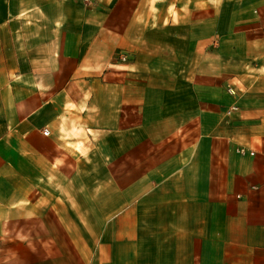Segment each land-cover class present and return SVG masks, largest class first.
Returning <instances> with one entry per match:
<instances>
[{"label":"crops","instance_id":"0c3cea01","mask_svg":"<svg viewBox=\"0 0 264 264\" xmlns=\"http://www.w3.org/2000/svg\"><path fill=\"white\" fill-rule=\"evenodd\" d=\"M248 1L145 35L144 0H0V264H264Z\"/></svg>","mask_w":264,"mask_h":264},{"label":"rangeland","instance_id":"374dc122","mask_svg":"<svg viewBox=\"0 0 264 264\" xmlns=\"http://www.w3.org/2000/svg\"><path fill=\"white\" fill-rule=\"evenodd\" d=\"M249 3L248 0H144V19H145V35L150 32V28L157 26L158 24L166 25L170 18L176 20L184 15L187 11V20L191 21L193 19H198L201 14H210L215 6H221L224 11L228 7L233 5L245 6ZM160 4L159 12L157 11V6ZM154 5V8H153ZM169 5V6H167ZM167 6L166 9H164ZM187 8V9H186ZM202 8V9H200ZM203 10V11H201ZM165 11V12H164ZM159 15V17H158ZM154 24V25H152ZM153 26V27H152ZM146 38V37H145ZM156 39L157 36H155ZM153 39V40H156ZM149 42L152 43L150 39H145V44ZM121 61H126V54H121L119 56Z\"/></svg>","mask_w":264,"mask_h":264},{"label":"built area","instance_id":"2783aa9c","mask_svg":"<svg viewBox=\"0 0 264 264\" xmlns=\"http://www.w3.org/2000/svg\"><path fill=\"white\" fill-rule=\"evenodd\" d=\"M235 108L236 107L234 106L232 109H235ZM43 133L44 134H47L48 133V130L47 129L43 130ZM240 150H242V149H240ZM249 153L252 154V155L254 154V152H252V151H250Z\"/></svg>","mask_w":264,"mask_h":264}]
</instances>
